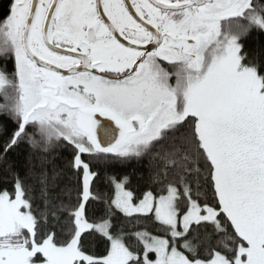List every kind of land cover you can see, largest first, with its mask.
Returning <instances> with one entry per match:
<instances>
[{
    "label": "snow or ice",
    "instance_id": "1",
    "mask_svg": "<svg viewBox=\"0 0 264 264\" xmlns=\"http://www.w3.org/2000/svg\"><path fill=\"white\" fill-rule=\"evenodd\" d=\"M0 264H264V0H0Z\"/></svg>",
    "mask_w": 264,
    "mask_h": 264
},
{
    "label": "trees",
    "instance_id": "2",
    "mask_svg": "<svg viewBox=\"0 0 264 264\" xmlns=\"http://www.w3.org/2000/svg\"><path fill=\"white\" fill-rule=\"evenodd\" d=\"M5 3H6V0H5Z\"/></svg>",
    "mask_w": 264,
    "mask_h": 264
}]
</instances>
